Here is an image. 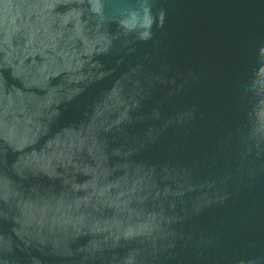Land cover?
I'll return each instance as SVG.
<instances>
[{
  "label": "water",
  "instance_id": "95a60500",
  "mask_svg": "<svg viewBox=\"0 0 264 264\" xmlns=\"http://www.w3.org/2000/svg\"><path fill=\"white\" fill-rule=\"evenodd\" d=\"M0 264H264V0H0Z\"/></svg>",
  "mask_w": 264,
  "mask_h": 264
}]
</instances>
